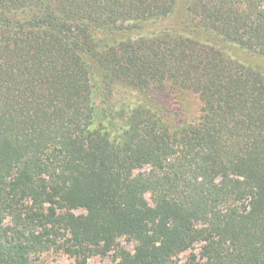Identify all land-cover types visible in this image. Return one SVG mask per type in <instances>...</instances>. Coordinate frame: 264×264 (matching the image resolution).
Segmentation results:
<instances>
[{
	"label": "trees",
	"instance_id": "16d2710c",
	"mask_svg": "<svg viewBox=\"0 0 264 264\" xmlns=\"http://www.w3.org/2000/svg\"><path fill=\"white\" fill-rule=\"evenodd\" d=\"M50 247L264 264V0H0V264Z\"/></svg>",
	"mask_w": 264,
	"mask_h": 264
},
{
	"label": "rangeland",
	"instance_id": "374dc122",
	"mask_svg": "<svg viewBox=\"0 0 264 264\" xmlns=\"http://www.w3.org/2000/svg\"><path fill=\"white\" fill-rule=\"evenodd\" d=\"M186 102L188 111L194 113L198 110L199 101L197 97L193 94H185L184 103ZM75 215L85 214L83 208L70 209ZM135 242L129 240L125 237H120L117 240V246L122 247L127 251H133ZM190 255V250H186L180 253L176 258H174L169 264H189L188 258ZM115 250H110L106 254H92L88 257V264H111L113 260L116 259ZM29 257L35 261H43L47 264H74V257L61 251V249L56 247H50L49 249L36 250L29 253Z\"/></svg>",
	"mask_w": 264,
	"mask_h": 264
}]
</instances>
